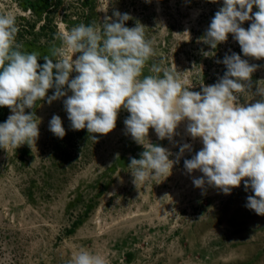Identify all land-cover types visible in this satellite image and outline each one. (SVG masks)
<instances>
[{
    "label": "rangeland",
    "instance_id": "rangeland-1",
    "mask_svg": "<svg viewBox=\"0 0 264 264\" xmlns=\"http://www.w3.org/2000/svg\"><path fill=\"white\" fill-rule=\"evenodd\" d=\"M25 1L0 0V15L35 24L43 46L40 64L45 56L58 58L52 52L62 46L59 33L81 23L102 29L105 18L116 20L113 12L119 11L131 17L125 26L140 23L152 41L155 55L146 62L141 79L157 75L152 65L176 67L192 83L190 90L200 92L202 85L218 82L227 70L224 57L236 53L259 65L251 91L239 96V102L252 104L262 98L255 93L264 87V58L244 56L231 33L215 49L203 41L223 0H52L49 35L40 30L45 20L25 9ZM257 10L253 6V13ZM251 23L241 26L247 29ZM76 75L73 71L70 79ZM54 91L49 89L47 96ZM66 98L51 104L45 98L34 109H25L34 111L39 122V137L32 146L0 148V264H72L82 250L103 256L107 264H264V215L245 207L254 193L245 191L243 180L230 194L207 184L204 189L194 186L193 178L203 173L189 174L184 160L201 150L203 142L187 132V119L171 141L149 129V142L168 149L169 159L178 162L167 178L136 186L128 165L145 149L126 133L124 121L130 113L121 108L116 127L106 135L73 130L63 104ZM6 109L0 123L12 114ZM53 115L61 117L66 130L62 139L49 129ZM186 143L190 150L178 157Z\"/></svg>",
    "mask_w": 264,
    "mask_h": 264
},
{
    "label": "clouds",
    "instance_id": "clouds-1",
    "mask_svg": "<svg viewBox=\"0 0 264 264\" xmlns=\"http://www.w3.org/2000/svg\"><path fill=\"white\" fill-rule=\"evenodd\" d=\"M253 6L258 9L254 13ZM113 16L116 20L106 17L102 29L81 23L62 31L58 34L62 46L52 52L58 58L45 56V63L40 64L37 53L21 51L15 17L0 15V106L12 113L0 123V148L35 143L39 122L34 111L25 109H34L45 98L51 104L67 96L63 104L71 128H86L91 134L111 132L123 108L130 113L124 121L126 133L145 149L128 165L137 186L149 179L167 178L178 162V158L169 159L168 149L149 142V129L159 139L171 141L179 123L187 119V132L203 142L201 150L184 160L189 174L194 170L203 173L193 178L194 186L204 189L207 184L230 194L243 180L245 191L250 188L254 193L247 197L245 207L264 215V87H257L255 94L262 98L255 103L245 105L238 99L251 91L252 74L259 65L249 64L236 53L226 55L224 75L215 84L202 85L200 92L190 90L192 83L176 67L162 70L152 65L157 75L141 79L146 62L155 55L152 41L145 38L140 23L125 26L131 19L128 13L114 11ZM249 20L247 29L241 26ZM230 33L244 56L264 58V0H223L203 41L215 49ZM75 53L80 55L73 59ZM73 71L77 75L70 79ZM53 88V95L47 96ZM69 90L71 95H67ZM49 129L58 138L66 135L59 115L52 116ZM190 147L184 144L178 157ZM72 264L107 262L99 254L82 250L73 256Z\"/></svg>",
    "mask_w": 264,
    "mask_h": 264
},
{
    "label": "trees",
    "instance_id": "trees-1",
    "mask_svg": "<svg viewBox=\"0 0 264 264\" xmlns=\"http://www.w3.org/2000/svg\"><path fill=\"white\" fill-rule=\"evenodd\" d=\"M53 5L54 4H52V0H26L23 4L25 9L29 8L31 10L34 17L45 20V24L40 27V30L43 32V34L49 35V33H51V23L49 17L51 14L50 10L52 9ZM44 15L46 17H44ZM19 20L17 23L19 31L16 39L17 42L22 45L21 51L26 53H37L39 61L42 56L43 46L39 44L37 35L38 33L35 30V24H30L29 21H27L24 17L22 19L20 18ZM48 37L51 39L53 35ZM6 108L8 107L0 106V120L4 119V115L6 114L7 110Z\"/></svg>",
    "mask_w": 264,
    "mask_h": 264
}]
</instances>
